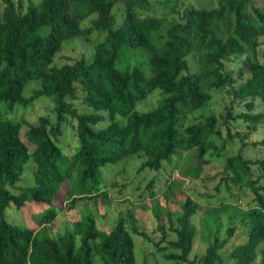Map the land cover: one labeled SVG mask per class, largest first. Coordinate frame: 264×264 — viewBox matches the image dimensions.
I'll use <instances>...</instances> for the list:
<instances>
[{
	"label": "trees",
	"instance_id": "16d2710c",
	"mask_svg": "<svg viewBox=\"0 0 264 264\" xmlns=\"http://www.w3.org/2000/svg\"><path fill=\"white\" fill-rule=\"evenodd\" d=\"M149 2L0 0V264H139L131 232L148 234L137 223L134 208L119 211L109 230L99 228L92 213H82L69 228L49 232L47 225L63 208L54 201L62 184H67L62 196L67 207L80 199H111L108 187L101 184L106 163L139 152L144 155L139 171L158 169L174 153L189 149L196 151L198 162L191 175L194 178L209 160L205 153L219 154L225 145L224 138L219 148L212 145L210 135H222L226 124L227 135L232 136L228 123L239 120L252 130L264 123V112L254 111L256 100L264 102V47L260 50L264 1L262 5L254 0L189 4L169 23L164 15L141 12ZM118 3L124 11L120 22H116L114 10ZM81 4L85 8L79 12ZM91 12L97 16L82 27L81 18ZM93 29L105 34L90 61L80 56L52 63L64 38L88 35ZM160 30L155 38L152 33ZM135 46L143 47V59L132 63L129 56ZM125 48L128 58L119 65L117 59ZM190 54L195 56V69L190 67ZM232 60L240 80L229 66ZM32 79L39 84L26 94L24 87ZM224 88L232 92L231 105L238 99L247 109L234 113L227 105L219 115L211 112L186 122L191 111ZM155 90L159 93L156 104L138 109V103ZM40 96L53 100V117L42 114L30 122L6 115ZM1 102H5L3 109ZM65 122L71 123L78 140L70 155L63 154L57 143ZM24 126L28 143L20 136ZM246 135H241V146ZM252 144L264 145V136ZM24 173L30 179L20 184ZM169 174L165 186L171 187L175 183ZM219 174L217 191L223 185L227 191L234 188L239 193L246 188L251 194L246 238L229 254L235 264H252L259 249L258 264H264V157H245L240 150L228 154ZM150 196H155L154 191ZM29 201L46 203L36 215L34 210L31 213L33 225L28 221L17 224L6 217V208L22 210L31 205ZM178 201L180 210L174 214L156 200V231L161 233L153 241L155 248H172L165 257L189 264H224L220 251L235 226L228 225L223 237L214 234L203 253L189 258L197 233L192 216L201 203L189 195ZM217 203L221 209L228 207L226 198L219 197ZM163 213L173 235L169 239L160 221Z\"/></svg>",
	"mask_w": 264,
	"mask_h": 264
},
{
	"label": "rangeland",
	"instance_id": "374dc122",
	"mask_svg": "<svg viewBox=\"0 0 264 264\" xmlns=\"http://www.w3.org/2000/svg\"><path fill=\"white\" fill-rule=\"evenodd\" d=\"M27 2L28 0H24ZM264 0H254L256 4L262 5ZM216 0H150L149 4L142 9L143 14H159L166 17L167 23L172 18L177 17V12H180L184 6L194 4L196 6H203L209 3L215 4ZM176 4V5H175ZM173 6V7H172ZM84 4L78 6L77 10L81 12L84 9ZM175 9V10H174ZM116 22H120L123 17V5L116 4L114 7ZM178 10V11H177ZM97 16L96 12H91L83 16L80 20V25L86 27L92 23V19ZM165 23L164 25H166ZM157 33H152L155 38H158ZM105 32L93 29L91 33L85 35L80 33L77 35L69 36L63 39L60 49L55 53L52 63L62 64L65 62L73 61L75 58L84 56L87 61L92 58V53L98 41H100ZM262 44L260 50L264 47V36L261 37ZM136 50L133 52L129 59L132 63H136L143 59V47L135 46ZM121 52V51H120ZM119 52V53H120ZM126 48L120 54V59H117L119 65H122L127 60ZM190 67L196 68L195 56L190 54ZM262 58V56H261ZM125 63V62H124ZM229 66L233 67V74L237 79H242L238 75L237 65L234 60L229 62ZM247 73H244L245 76ZM39 80L32 79L24 87V93L29 94L31 89L38 86ZM230 89V87H229ZM159 98V93L155 90L148 97L141 100L137 108L144 110L153 107ZM232 92H228L226 88L221 91L215 92L214 96L206 104L197 107L191 111L186 119V122L197 121L208 113L214 112L220 114L225 111V107L230 105L233 112L239 110H246L244 101L238 99L232 103ZM5 102H1L3 109ZM76 106L81 109V104L78 100ZM254 111L264 112V102L256 100ZM46 114L53 117V100L47 96H40L34 99L26 106H15L11 113H6L10 118L20 119L24 118L27 121H36L39 115ZM230 133L232 136L227 135V125L222 126V135L212 134L209 137V142L219 148L223 138L225 145L220 149L219 154L214 152H206L205 157L209 160L204 163L198 176L191 177L198 166L196 151L189 149L181 153H174L169 162H165L158 169L144 168L138 170V166L144 159L142 153L136 152L122 157L118 160L106 163L101 169V184H105L110 191V198L103 200L99 197L96 200L80 199L76 203L67 207L65 204L64 193L67 191V184L64 182L60 188V195L55 198V203H61L62 210L59 214L47 225L50 233L55 234L69 228L73 220L79 218L82 213H92L96 219L99 228L109 230L116 222L119 211L134 208L137 223L144 229L148 236L144 237L140 234L132 233L134 239V253L136 260L139 264H189L181 260H173L165 257V253L173 251L172 248L166 250H158L155 248L153 241L160 238L161 231H156L157 220L154 216V206L158 200L160 207L167 205L172 213H177L180 210L178 199H183L186 195L198 200L201 204L198 210L193 214L192 218L197 224V233L193 239L192 249L188 255L193 258L196 254L204 252L207 243L213 238L214 234L219 237L226 235V228L228 225H234L235 229L230 239L225 243L221 249V255L224 257V264H235L234 258L230 256V249L242 242L246 238V229L249 227L250 222L248 219L247 208L251 200V194L245 188L235 190L234 188L229 191L223 189V185L217 191L215 185L219 182L220 171L226 155L241 151L245 157H264V145L252 144L254 140H259L264 136V123L258 124L255 130L248 128L245 123L239 120V123H228ZM25 126L20 131V136L26 140ZM239 131L240 135H237ZM248 133L244 136L245 145L241 146V135ZM28 143V142H27ZM58 145L62 149V153L70 155L78 145L77 136L74 132L70 122H65L62 126V132L57 139ZM213 151V150H212ZM210 154V155H209ZM176 165V166H175ZM174 166V167H173ZM188 170L182 172V170ZM170 171V179L174 180L171 187L165 186L168 172ZM24 177L20 184H25L30 177L24 173ZM77 171L74 173L76 179ZM155 178L153 185L148 186L150 179ZM112 181V182H111ZM115 181V182H113ZM111 182V183H110ZM113 183V186L111 185ZM154 191L155 196H150V191ZM167 194H166V193ZM169 197V199H166ZM219 197L228 200L227 206L224 209L219 208L217 199ZM32 205H26L24 209H16L15 207L6 208V217L17 224L30 222L33 225L31 213L36 215L42 208L46 207V203H36L29 201ZM216 210L217 212L215 213ZM218 214V215H217ZM174 218V215H172ZM160 221L164 224L166 229V239L173 237L169 229L168 217L165 213L162 214ZM165 243V241H164ZM260 259V251H257V257L252 264H258Z\"/></svg>",
	"mask_w": 264,
	"mask_h": 264
}]
</instances>
